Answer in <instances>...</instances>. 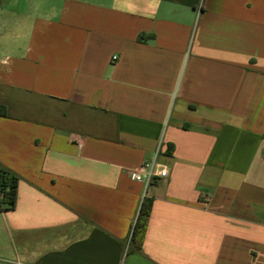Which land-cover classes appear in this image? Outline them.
<instances>
[{
	"label": "crops",
	"instance_id": "0c3cea01",
	"mask_svg": "<svg viewBox=\"0 0 264 264\" xmlns=\"http://www.w3.org/2000/svg\"><path fill=\"white\" fill-rule=\"evenodd\" d=\"M0 163V264H264V0H0Z\"/></svg>",
	"mask_w": 264,
	"mask_h": 264
},
{
	"label": "trees",
	"instance_id": "16d2710c",
	"mask_svg": "<svg viewBox=\"0 0 264 264\" xmlns=\"http://www.w3.org/2000/svg\"><path fill=\"white\" fill-rule=\"evenodd\" d=\"M3 114L5 115L6 112L4 111ZM19 179L20 176L13 169L0 163V208L2 210H14L16 208ZM151 210L150 198L146 197L140 207L129 250L142 248Z\"/></svg>",
	"mask_w": 264,
	"mask_h": 264
},
{
	"label": "built area",
	"instance_id": "2783aa9c",
	"mask_svg": "<svg viewBox=\"0 0 264 264\" xmlns=\"http://www.w3.org/2000/svg\"><path fill=\"white\" fill-rule=\"evenodd\" d=\"M158 154L159 151L157 150L155 157H153L151 160L150 159L145 160L141 165L137 166L134 169H131L130 171L131 174L133 175V178L136 180L143 181L146 187L151 185L157 179L166 176L168 177L169 175L167 167L162 166V164L160 163L158 159ZM138 216L134 222L133 229L131 230V233H129L127 238L128 249L132 243V237L135 231Z\"/></svg>",
	"mask_w": 264,
	"mask_h": 264
}]
</instances>
